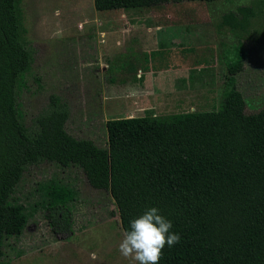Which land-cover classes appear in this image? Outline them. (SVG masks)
I'll list each match as a JSON object with an SVG mask.
<instances>
[{"label":"trees","instance_id":"1","mask_svg":"<svg viewBox=\"0 0 264 264\" xmlns=\"http://www.w3.org/2000/svg\"><path fill=\"white\" fill-rule=\"evenodd\" d=\"M181 1L215 0H92V6L110 11ZM237 13L244 23L234 27ZM22 19L20 0H0V264L4 238L20 235L29 216L12 198L14 190L27 167L42 163L75 168L92 189L107 193L122 233L147 209H159L181 237L165 246L159 264H264V106L244 113L235 87L245 55L242 39L225 52L233 60L217 111L107 120L101 148L65 131L68 108L55 95L29 126L20 118L17 90L34 61ZM263 22L264 0H253L222 14L217 31L259 41L263 37L255 38L249 27L258 32ZM44 194L46 202L32 208L43 211L53 233L66 231L74 192L49 184Z\"/></svg>","mask_w":264,"mask_h":264},{"label":"rangeland","instance_id":"2","mask_svg":"<svg viewBox=\"0 0 264 264\" xmlns=\"http://www.w3.org/2000/svg\"><path fill=\"white\" fill-rule=\"evenodd\" d=\"M252 1H181L95 11L92 0H20L34 61L17 90L18 114L29 126L45 109L48 97L55 95L68 108L65 131L103 148L107 120L217 111L226 65L233 60L225 52L238 38L245 55L242 71L234 78L235 87L243 96L244 113L257 112L264 106V28L255 32L256 26L249 27L255 38L263 37L259 41L245 40L244 35H234L226 28L218 33L217 28L222 14L246 8ZM243 23L237 13L232 26ZM151 51L161 55H147ZM113 55H119V63ZM98 60L105 70L95 71ZM129 60L148 66L168 61L184 68L198 61L200 69H206L193 75L190 83H181L179 76L169 74L134 82L130 76L116 75L120 70H107V65L126 66ZM142 87L147 97L132 99L127 90ZM180 100L182 104H177ZM49 184L65 186L75 195L63 232L53 233L43 211L32 208L35 202H46L44 192ZM12 198L29 216L20 235L4 238L3 264H138L119 251L123 233L108 194L92 189L79 170H60L47 163L29 166ZM55 224V229L61 225Z\"/></svg>","mask_w":264,"mask_h":264},{"label":"clouds","instance_id":"3","mask_svg":"<svg viewBox=\"0 0 264 264\" xmlns=\"http://www.w3.org/2000/svg\"><path fill=\"white\" fill-rule=\"evenodd\" d=\"M172 222L152 207L130 222V230L123 233L119 251L125 258L138 264H159L165 246L180 242V235L170 231Z\"/></svg>","mask_w":264,"mask_h":264},{"label":"crops","instance_id":"4","mask_svg":"<svg viewBox=\"0 0 264 264\" xmlns=\"http://www.w3.org/2000/svg\"><path fill=\"white\" fill-rule=\"evenodd\" d=\"M118 57H119V55H113L112 58L114 61L118 62L117 61ZM167 62H164L161 65L152 64L149 66L146 63L135 64L134 62L133 63L132 62L127 63L126 66H122L123 64H118L119 63L118 62L116 64H113L111 67H109L107 65V70L109 68L111 69L112 67L116 70H120V72H117L116 75L130 76V77H132L131 79L134 82L135 81H140V82L142 81V83H144L148 79V76H152L154 74H158V75L169 74V75L179 76L181 83H185V82L190 83V79L192 78L193 75H195L197 72H200L201 70L206 69L205 67L203 69H200L201 65L198 61L195 63V65L192 63L193 65H191L190 68H188V67L184 68L182 66H179L178 64H175L172 66ZM95 65L98 66L95 69L96 72L106 69V66L102 67V62H100V60L96 61ZM183 70H185V71H183ZM127 91L128 92L131 91V94H133L134 97L132 99L141 100V99H144L147 97V95H146L147 90L144 87L139 88V89L131 88V90L128 89ZM177 104H182V100L177 101ZM127 118H129V117H127Z\"/></svg>","mask_w":264,"mask_h":264}]
</instances>
